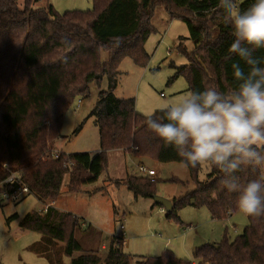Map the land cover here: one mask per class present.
<instances>
[{"label": "trees", "instance_id": "trees-1", "mask_svg": "<svg viewBox=\"0 0 264 264\" xmlns=\"http://www.w3.org/2000/svg\"><path fill=\"white\" fill-rule=\"evenodd\" d=\"M38 1L24 0L21 8L18 0H0V185L11 194L16 185L4 182L16 174L29 189L27 196L33 195L45 206L19 223L21 229L41 235L30 250L50 264H63L55 249L57 243L64 245L60 247L62 258H69L70 264H264V216H246L248 225L241 235L233 240L225 235L217 244L197 247L194 260L177 258L170 250L159 256H132L124 252L122 237H112L104 257L96 251L74 256L83 252L76 240L82 231L78 217L47 205L60 196L66 175L67 192H80L82 186L98 181L107 168L108 152L113 150L161 163H182L174 147L166 146L147 129L135 100L114 94L124 59L140 67L149 62L145 44L155 31L151 22L155 8L163 7L171 19L187 25L193 48L188 51L178 45L187 63H171L176 72L170 81L184 77L188 90L216 86L226 91L235 86L232 61L225 59L233 29L224 22L219 0H91V10L63 14L50 4L36 7ZM253 2L237 0L241 10ZM257 54L264 56V50ZM104 79L107 89L100 90L89 114L98 128L99 152L59 151V158H53L69 109L76 99L90 95L91 85L100 87ZM69 161L74 166L66 170L64 163ZM207 165L205 180L200 178L203 164L195 169L186 166L194 189L172 200L173 210L165 211L166 219L179 222L178 212L185 207L206 208L215 221H226L239 212L237 195L219 183L223 174ZM237 174L242 182L258 175L253 170ZM158 183V179L129 175L115 184L126 186L136 198L153 199ZM156 206L161 208L154 202L152 207Z\"/></svg>", "mask_w": 264, "mask_h": 264}, {"label": "rangeland", "instance_id": "rangeland-1", "mask_svg": "<svg viewBox=\"0 0 264 264\" xmlns=\"http://www.w3.org/2000/svg\"><path fill=\"white\" fill-rule=\"evenodd\" d=\"M48 4L60 14L92 9L91 0H39L35 6L45 7ZM18 5L22 8L24 0H18ZM151 22L155 31L145 44V50L150 56L147 66L140 67L132 60L124 59L119 67L118 84L114 93L116 97L133 98L137 110L144 115L178 102L189 91L184 77L170 81L176 72L171 63L176 66L187 63L177 49L179 44L188 51L193 48V43L188 39L186 23L180 19H171L163 7L155 8ZM107 86V80L104 79L100 87L91 85L88 97L75 100L66 115L61 131L63 136L56 141L55 146L63 149L65 153L95 154L99 149L98 128L95 118L89 114L96 105L98 93L106 90ZM79 126L81 129L75 132ZM118 151L110 152V162L108 159L107 168L99 180L82 186L80 192L67 195L68 176L64 178L56 208L77 216L82 226L76 240L83 252L75 253V257L92 251L104 257L112 237H122L124 233L123 250L132 256H159L161 250L166 248L172 250L178 258L194 260L193 252L197 247L205 243L217 244L225 235L233 240L248 225L247 217L240 211L226 222H219L211 219L206 208L185 207L178 212L179 222L166 219L165 211L158 206L152 207L153 199L136 198L126 186H118L109 181L108 177H123L126 169L145 174L137 169L142 162L146 169L152 168L157 173V196L169 200L173 196H184L194 189L187 167L182 163H161L131 153L124 155L122 161ZM207 173L208 165L203 164L201 180L206 179ZM94 188L100 190L92 194L86 192ZM44 209V205L33 195L18 202L0 201V262L50 264L46 257L30 250V246L41 239V235L23 230L19 226L25 215ZM15 215L18 216L16 220L8 221ZM88 228L91 230L84 233L83 230ZM63 246L62 243H57L55 249L63 264H70L69 258H62L60 247Z\"/></svg>", "mask_w": 264, "mask_h": 264}, {"label": "clouds", "instance_id": "clouds-1", "mask_svg": "<svg viewBox=\"0 0 264 264\" xmlns=\"http://www.w3.org/2000/svg\"><path fill=\"white\" fill-rule=\"evenodd\" d=\"M219 2L233 29L225 59L232 61L235 86L189 90L159 109L161 115L147 114L146 127L174 147L185 166L210 164L222 173L219 183L237 195L238 210L255 219L264 216V56L257 54L264 50V0L244 10L237 0ZM245 170L257 178L242 182L237 173Z\"/></svg>", "mask_w": 264, "mask_h": 264}, {"label": "built area", "instance_id": "built-area-1", "mask_svg": "<svg viewBox=\"0 0 264 264\" xmlns=\"http://www.w3.org/2000/svg\"><path fill=\"white\" fill-rule=\"evenodd\" d=\"M162 96V95H161ZM60 152L55 150L52 152V157L53 158H59ZM72 162H67L64 163V168L66 170H69L73 167ZM139 171L142 173H145L148 175V177L155 176V171L153 170H146L144 167H140ZM4 184L8 186H14L16 185L15 190L11 193L8 194L6 190H4L3 184L0 185V201H15L18 202L24 197H26L29 194V189L24 186L20 181L19 178L16 176V174H11V176L4 182Z\"/></svg>", "mask_w": 264, "mask_h": 264}, {"label": "crops", "instance_id": "crops-1", "mask_svg": "<svg viewBox=\"0 0 264 264\" xmlns=\"http://www.w3.org/2000/svg\"><path fill=\"white\" fill-rule=\"evenodd\" d=\"M116 91V90H115ZM115 93V92H114ZM116 96V95H115ZM118 98H120V97H118ZM123 98H126V97H123ZM131 98V97H130ZM136 111H137V113H139L140 115H143V116H146V115H144L143 113H141V112H139L138 110H137V108H136ZM62 136H63V134H62ZM55 149L56 150H58V151H61V152H64L63 151V149H61V148H59V147H57V146H55ZM97 152H99V149L95 152V154L97 153ZM110 152H113V151H109L108 152V159H109V162H110ZM65 153V152H64ZM118 153H120L119 155H121L122 156V158H121V160L123 161V157H124V155H126V154H130V153H125V152H123V151H121V150H119L118 151ZM69 154V153H68ZM118 155V156H119ZM143 161V160H142ZM110 164V163H109ZM121 164V163H120ZM140 167H144L145 169H146V167L143 165V163L142 162H140L139 163V165L137 166V169H138V171H139V168ZM146 170H153V171H155L154 169H152V168H148V169H146ZM134 172H136V171H134V169H132V170H130V171H128L127 169L125 170V173H123L125 176H119V177H110V175H109V177H108V180L109 181H113V182H122V181H124L125 180V178L127 177V176H129V175H135V174H137V175H135V176H145V177H148V175L147 174H138V172H136V173H134ZM140 172V171H139ZM112 176V175H111ZM157 173H156V171H155V176H152V177H149V178H151V179H157ZM99 180V179H98ZM94 184V183H93ZM116 185H118L119 186V184H116ZM100 190V188H94V189H92V190H89V191H86L87 193H89V194H92V193H97L98 191ZM66 194L68 195L69 193L66 191ZM174 198H178V197H175V196H173L172 198H170L169 200L170 201H172ZM56 203H57V201H55V202H51V203H47V205H51V206H53L54 208H56ZM45 207V206H44ZM57 209V208H56ZM161 210H163L164 211V209H162V208H160ZM41 211V210H40ZM77 217V216H76ZM232 218V217H231ZM212 219V218H211ZM213 220V219H212ZM229 220V219H228ZM213 221H215V220H213ZM219 222H221V221H219ZM226 222V221H225ZM124 236V233L122 234V237ZM115 237V236H114ZM123 240H124V238H123ZM205 244H209V243H205ZM213 244H216V243H213ZM204 245V244H203ZM104 248V247H103ZM167 249L165 248V249H163V250H161V252H160V254H162L163 252H165ZM170 250V249H169ZM172 251V250H171ZM173 252V251H172ZM174 253V252H173ZM175 254V253H174ZM177 257V256H176ZM178 258V257H177ZM181 259V258H180Z\"/></svg>", "mask_w": 264, "mask_h": 264}, {"label": "water", "instance_id": "water-1", "mask_svg": "<svg viewBox=\"0 0 264 264\" xmlns=\"http://www.w3.org/2000/svg\"><path fill=\"white\" fill-rule=\"evenodd\" d=\"M154 202L159 205L164 211L170 213L173 210V203L170 200L155 196L153 198Z\"/></svg>", "mask_w": 264, "mask_h": 264}]
</instances>
